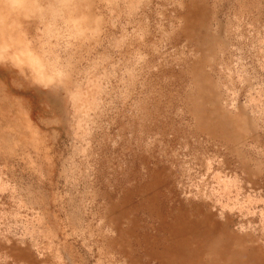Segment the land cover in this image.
I'll use <instances>...</instances> for the list:
<instances>
[{"label": "rangeland", "instance_id": "374dc122", "mask_svg": "<svg viewBox=\"0 0 264 264\" xmlns=\"http://www.w3.org/2000/svg\"><path fill=\"white\" fill-rule=\"evenodd\" d=\"M32 1L0 0V264H160L178 209L264 254V0ZM201 61L236 150L188 113Z\"/></svg>", "mask_w": 264, "mask_h": 264}, {"label": "bare ground", "instance_id": "6f19581e", "mask_svg": "<svg viewBox=\"0 0 264 264\" xmlns=\"http://www.w3.org/2000/svg\"><path fill=\"white\" fill-rule=\"evenodd\" d=\"M10 3H20L27 12L26 0H11ZM33 3L36 0L31 2ZM7 6V2L0 5L3 10ZM199 9L193 4L185 12L180 33L199 47H210L213 53L215 39L208 34L203 11ZM74 25L75 28L78 27L77 22ZM204 66L205 63L201 61L190 68L193 93L187 98L188 113L197 129L229 143L236 150L234 147L242 139L241 127L244 128L245 125L220 106L214 85L203 73ZM173 214L166 227L172 236L170 245L161 251L151 245L147 247L150 258L158 260L160 264H264V254L256 252L255 248H259L252 245L251 239L247 236L234 237L227 223H215L210 214L199 211L189 213L178 209Z\"/></svg>", "mask_w": 264, "mask_h": 264}]
</instances>
